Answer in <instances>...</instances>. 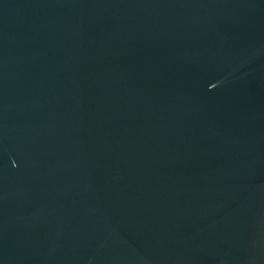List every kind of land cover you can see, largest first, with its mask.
<instances>
[{
  "label": "water",
  "instance_id": "1",
  "mask_svg": "<svg viewBox=\"0 0 264 264\" xmlns=\"http://www.w3.org/2000/svg\"><path fill=\"white\" fill-rule=\"evenodd\" d=\"M0 264H264V0H0Z\"/></svg>",
  "mask_w": 264,
  "mask_h": 264
}]
</instances>
